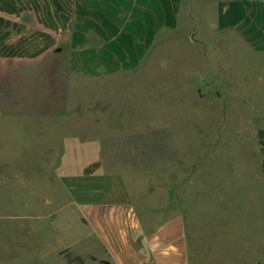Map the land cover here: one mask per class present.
Segmentation results:
<instances>
[{"label":"rangeland","instance_id":"obj_1","mask_svg":"<svg viewBox=\"0 0 264 264\" xmlns=\"http://www.w3.org/2000/svg\"><path fill=\"white\" fill-rule=\"evenodd\" d=\"M188 54L162 48L137 80L70 81L61 65L0 64V264L98 262L73 249L99 243L71 179L122 172L136 195L151 192L168 216L185 217L189 264H264L255 145L226 144L244 138L240 125L217 113L214 129L209 112L197 113L195 81L180 80L196 70Z\"/></svg>","mask_w":264,"mask_h":264},{"label":"crops","instance_id":"obj_2","mask_svg":"<svg viewBox=\"0 0 264 264\" xmlns=\"http://www.w3.org/2000/svg\"><path fill=\"white\" fill-rule=\"evenodd\" d=\"M166 46L189 48L195 73L178 77L195 81L197 113L209 112L214 129L217 113L240 125L244 138L226 144L255 145L264 180V0H0V64L7 67L29 62L57 73L61 65L66 80L79 82L137 80ZM128 177L71 179L74 204L99 243L98 251L76 244L74 251L100 257L94 264H189L185 217L168 216L151 192L136 195Z\"/></svg>","mask_w":264,"mask_h":264}]
</instances>
